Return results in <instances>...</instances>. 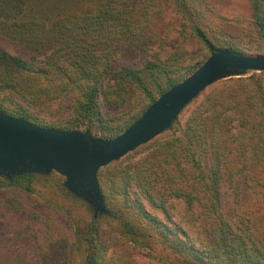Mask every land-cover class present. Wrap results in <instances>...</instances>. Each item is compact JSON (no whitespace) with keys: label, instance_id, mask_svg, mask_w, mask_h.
<instances>
[{"label":"trees","instance_id":"obj_1","mask_svg":"<svg viewBox=\"0 0 264 264\" xmlns=\"http://www.w3.org/2000/svg\"><path fill=\"white\" fill-rule=\"evenodd\" d=\"M79 4L64 2L51 14L30 0H0V34L31 57L0 46L4 113L113 139L210 55L252 56L235 28L264 41V0ZM169 7L182 22L175 45L166 33ZM201 95L184 124L183 110L167 135L99 171L105 214L95 217L55 172L0 175L4 217L27 219L16 234L37 248L39 264H131L136 253L149 264H264L253 222L264 219V72L220 81ZM174 200L198 213L197 237L172 222ZM114 247L126 250L116 257Z\"/></svg>","mask_w":264,"mask_h":264},{"label":"water","instance_id":"obj_2","mask_svg":"<svg viewBox=\"0 0 264 264\" xmlns=\"http://www.w3.org/2000/svg\"><path fill=\"white\" fill-rule=\"evenodd\" d=\"M264 72V56L229 50L210 55L190 76L162 94L142 116L113 139L36 125L0 110V175L55 172L66 188L91 204L95 217L107 212L98 173L171 128L180 113L210 86Z\"/></svg>","mask_w":264,"mask_h":264},{"label":"rangeland","instance_id":"obj_3","mask_svg":"<svg viewBox=\"0 0 264 264\" xmlns=\"http://www.w3.org/2000/svg\"><path fill=\"white\" fill-rule=\"evenodd\" d=\"M67 1L69 2V4H73L74 6H80L79 3L87 5L90 0H67ZM67 1L66 0H30V2L32 3L33 7H35V9H38V11L41 12H44L45 10L46 11L49 10L51 14L57 12L58 8L65 6L64 2ZM166 22H167L166 33L168 34L170 40L173 42L172 44L175 45L176 44L175 41L179 39V32L181 29L180 24H182V22L181 20L176 18L173 9L170 7L167 9L166 12ZM233 33L235 34L234 35L235 38H237L238 40H242L244 42L245 48H247L246 49L247 54H250L252 56H257V55L264 56V41H260L255 37H250L247 36L245 33H241L238 30V28H235ZM0 46L5 48L8 52L17 55L19 57H22L24 59L29 60L31 58L27 51H25L15 43L8 41L1 34H0ZM138 60L139 58H136L132 61H122L120 63V66L130 65L135 62H138ZM251 75L252 74L243 77H248ZM236 78H240V77H236ZM205 91H203L202 93H204ZM202 98L203 95L199 96L198 99L192 101V103H190L184 109L180 117L182 124L185 123L193 108ZM161 135L162 136L167 135V133H163ZM125 157H123L122 159H124ZM224 202H225V208L227 210L229 209V214H231L232 212L230 211V208L233 203L230 195H225ZM34 206L36 209L43 208V206L41 205H34ZM149 210L154 215L158 216L161 220L163 221L168 220L167 214H164L162 211L154 210L152 208H149ZM169 212L172 222L179 223L183 229L187 230V232H189L191 235L194 236L193 238L197 237L198 235L197 233L199 232V227H200V220L198 219V213L191 216L190 214H188L187 208L184 205V203L178 200H174L170 202ZM4 216H5L4 209L0 202V264H39L40 259L37 248L33 244L22 243L16 234V231L20 229L23 225H25L27 219L18 214H15L14 216L11 217H4ZM253 222H254L256 234L261 239L264 246V219L255 218ZM112 234H113L112 230L109 229V231L106 233L105 236L109 238L108 236ZM124 250L126 249L125 248L121 250L119 249V253H116V247L112 249L116 257L120 256V254ZM132 260L133 261L130 262L131 264H149V260L144 259L142 256H139L137 253L132 256Z\"/></svg>","mask_w":264,"mask_h":264}]
</instances>
